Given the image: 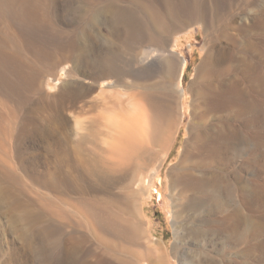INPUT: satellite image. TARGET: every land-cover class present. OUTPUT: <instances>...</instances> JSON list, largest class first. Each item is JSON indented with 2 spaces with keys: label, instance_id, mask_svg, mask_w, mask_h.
<instances>
[{
  "label": "rangeland",
  "instance_id": "374dc122",
  "mask_svg": "<svg viewBox=\"0 0 264 264\" xmlns=\"http://www.w3.org/2000/svg\"><path fill=\"white\" fill-rule=\"evenodd\" d=\"M30 2L33 20L15 25L0 6L2 20L12 24L10 31L22 58L0 62V157L22 187L30 210L35 212L40 202L60 216L42 209L41 214L49 217L39 218L31 211L32 218H23L27 224L8 230L2 227L5 219H0V264H91L92 259L93 264H101L99 254L91 256L85 217L75 204L77 194L66 195L51 186L61 178L85 184V163L91 153L86 151L88 145L84 152L75 147L92 118H99V138L107 140L114 134L109 117L117 115L124 95L161 85L168 77L164 75L168 61L173 75L167 83L178 92L172 104L175 125L159 175L150 172V180L156 183L145 194L148 229L151 238L169 250L178 228L176 234L186 236L182 246L217 255L219 241L187 233L206 229L208 212L184 211L180 220H174V211L187 201L172 195L169 172L179 163L188 138L191 106L198 103L197 90L203 80L198 79L192 89L190 84L211 39L219 34V44L233 55L236 65H243L240 68L245 69L248 61L264 66V0ZM25 80H32V89ZM76 93L79 97L73 100ZM241 160L236 153L232 169L238 171ZM176 260L182 264L180 254Z\"/></svg>",
  "mask_w": 264,
  "mask_h": 264
},
{
  "label": "bare ground",
  "instance_id": "6f19581e",
  "mask_svg": "<svg viewBox=\"0 0 264 264\" xmlns=\"http://www.w3.org/2000/svg\"><path fill=\"white\" fill-rule=\"evenodd\" d=\"M0 6L10 14L14 25L33 20L30 0H0ZM10 25L0 15L2 64L12 59L22 61ZM206 25L211 29L209 23ZM219 37L211 39L190 84L192 89L198 79L203 80L197 90L198 103L191 106L184 150L169 172L172 195L187 201L181 210L174 211V220H180L184 211L208 212L207 228L187 233L219 241L218 254L182 246L186 236L176 234L178 228L174 229L176 238L169 250L165 243L154 241L148 229L145 194L156 183L154 178L150 180V172H160L175 125L172 104L178 92L167 83L173 69L166 60L164 75L168 79L161 85H147L144 90L124 95L117 115L109 117L114 134L107 140L99 138L100 120L93 116L75 147L84 152L88 145L86 151L91 153L85 163V184L61 178L51 186L66 195L77 194L75 204L85 217L91 256L99 254L101 264H177L179 254L182 264H264V66L253 60L252 64L246 62L245 69L240 68L243 65L235 64L233 55L219 44ZM25 83L28 89L33 88L32 80ZM72 95L73 100L79 97L77 93ZM130 108H134V114ZM195 110L199 113L194 115ZM1 145L0 141L3 148ZM236 153L242 155L238 171L231 167ZM100 154L104 156L100 158ZM1 157L0 219H5L2 227L8 230L18 223L27 224L24 219L33 215H29L32 210L22 187L3 167L6 162ZM42 209L60 216L40 202L32 212L39 218L49 217L41 214Z\"/></svg>",
  "mask_w": 264,
  "mask_h": 264
}]
</instances>
